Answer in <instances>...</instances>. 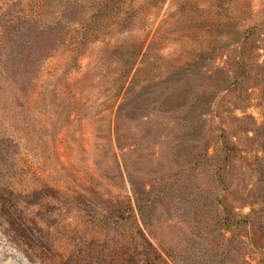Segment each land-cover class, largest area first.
Returning a JSON list of instances; mask_svg holds the SVG:
<instances>
[{
	"label": "rangeland",
	"instance_id": "1",
	"mask_svg": "<svg viewBox=\"0 0 264 264\" xmlns=\"http://www.w3.org/2000/svg\"><path fill=\"white\" fill-rule=\"evenodd\" d=\"M0 264H264V0H0Z\"/></svg>",
	"mask_w": 264,
	"mask_h": 264
}]
</instances>
